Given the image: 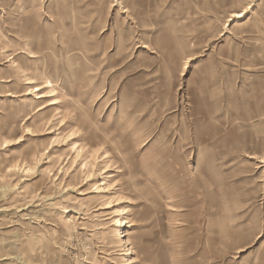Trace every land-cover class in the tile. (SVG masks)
Masks as SVG:
<instances>
[{"label": "rangeland", "instance_id": "rangeland-1", "mask_svg": "<svg viewBox=\"0 0 264 264\" xmlns=\"http://www.w3.org/2000/svg\"><path fill=\"white\" fill-rule=\"evenodd\" d=\"M0 264H264V0H0Z\"/></svg>", "mask_w": 264, "mask_h": 264}, {"label": "bare ground", "instance_id": "bare-ground-1", "mask_svg": "<svg viewBox=\"0 0 264 264\" xmlns=\"http://www.w3.org/2000/svg\"><path fill=\"white\" fill-rule=\"evenodd\" d=\"M237 15V14H236ZM234 16V15H233ZM33 82H31V84H32ZM26 84H30V83H26ZM47 85H49V87L50 88H52L53 87V83L49 80L48 82H47ZM40 87H38V86H35V87H33L32 88V90H33V92H39L40 91ZM43 96L42 95H40V94H36V99H40V98H42ZM41 108L40 107H38L37 108V111H39ZM75 134L74 133H72V134H70V135H68L67 136V138H66V140L67 141H69V142H71V141H73L74 139H75ZM78 143V142H77ZM77 143L75 142H72L71 143V145H72V147H71V152H72V155H73V158H72V160L74 161V162H76L77 160H79V161H83V165H81V170H83V172H84V174H85V177H86V180L87 181H89L90 180V178H91V175H92V173H91V170L92 169H90L91 167H92V165H91V159H93V161L95 160V157H96V155L98 154V152H96V151H94V152H92V151H84L83 152V150H82V148H80L79 146H77ZM54 148V147H53ZM102 151H104V150H102ZM102 153V152H101ZM103 154H105V158H107L108 156V154H107V152L105 151V152H103ZM107 154V155H106ZM101 156V155H100ZM38 162H40V161H38ZM36 164H37V162H36ZM80 164V163H79ZM24 167H26V168H24V170H25V172L26 173H29L30 171H32V168L30 167V165L29 164H27L26 166L24 165ZM102 173L104 174V173H107V170H106V168H104L103 170H102ZM97 189H99L98 187L96 188V190ZM112 201H110V202H105L104 204H103V209L102 210H109V209H112V207L113 206H111L112 205ZM117 210V209H116ZM117 213L114 215V217H118V218H116V219H114L113 221H114V227H115V229L117 230V229H119V228H121V227H123L124 225V223H123V221H122V218L121 217H123L122 215H124L125 213L123 212V210H117L116 211ZM117 235L118 234H120V233H116ZM122 234V233H121ZM119 236V235H118ZM126 236V235H125ZM125 236H123V235H120V238H122V239H124L125 238ZM122 242V244H125V242H123V241H121ZM128 251V250H127ZM127 251L125 250V253L123 254L124 256H126V255H128V253H127Z\"/></svg>", "mask_w": 264, "mask_h": 264}]
</instances>
